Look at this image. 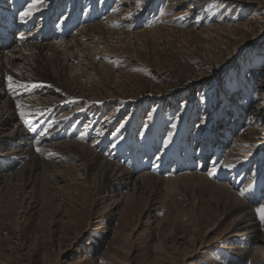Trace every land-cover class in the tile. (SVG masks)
Wrapping results in <instances>:
<instances>
[{"label": "rangeland", "instance_id": "obj_1", "mask_svg": "<svg viewBox=\"0 0 264 264\" xmlns=\"http://www.w3.org/2000/svg\"><path fill=\"white\" fill-rule=\"evenodd\" d=\"M81 1L84 6L77 1L73 7L67 3L71 0H63L59 9L65 11L58 14L55 36L46 43L70 44L73 38L86 43L78 32L93 23L122 32L145 30L144 36L132 41L129 52L118 50L116 38L108 39V48L114 47L118 55L95 61L111 69L103 71L105 77L91 74L81 80L95 98H77L73 104L66 98L53 106L36 100L45 87L29 92L17 88L13 79L14 90L4 87L16 106L26 105L19 129L29 132L46 122L56 132H26L20 137L23 143L17 138L0 147V174L6 173L0 177V264H264V259L249 256L243 261L228 249L232 243L239 245L236 217L202 192L191 195L192 186H148L133 205L125 200L116 206L102 197L82 167L78 172L62 167V179L49 177L48 171L45 176L40 169L30 179H8L30 158L7 154L15 146L59 166L69 164L68 157L54 144H90L137 175L152 173L133 165L150 151L154 165L166 163L155 175L206 172L211 180L231 187L253 206L264 231L256 212L264 205V191L255 197L264 183V0ZM51 3L44 0L46 14ZM77 9L82 17L76 23ZM70 23L72 32L65 37ZM75 52L85 65V56ZM50 53L42 50L44 56ZM234 145L244 149L231 155ZM179 158L194 165L186 169Z\"/></svg>", "mask_w": 264, "mask_h": 264}, {"label": "bare ground", "instance_id": "obj_2", "mask_svg": "<svg viewBox=\"0 0 264 264\" xmlns=\"http://www.w3.org/2000/svg\"><path fill=\"white\" fill-rule=\"evenodd\" d=\"M32 3H36V7L33 9L32 15L26 16L22 19L20 17L22 11H20L19 6L25 5L27 9L28 5ZM43 5L44 0L42 3L37 2V0H0V19H8L9 16L12 15L13 17H17L18 20L22 22V30L27 28L29 29L28 32H21L20 38L15 39V43L17 45L13 47L11 46L7 49H0V62L2 63L0 65V147L9 144L10 140L16 142L15 140L17 138L19 143H23L20 141V137L28 131L26 128L19 129L21 126L18 127L17 122L20 118H22L20 115V109L17 108L10 98L5 96L4 87L6 88V91H9V81L7 80L9 76L15 80L18 85H26L27 88H22L29 92L38 91L45 87L42 93L36 96V100L43 103L46 102L45 104H48L49 101V104L55 106L54 104H57L55 102L60 103V101H65L66 98V101L71 104L75 101L78 102L77 98H95V95H91L93 89L88 88L89 86L83 85L81 80H88V76H91V74H98V77H105V72L103 71L106 68L111 69L110 66L99 62L96 64L95 61L97 57L102 59L105 55H118L116 54L117 50L114 47H111V49L108 48L110 46L108 39L116 38L115 43L119 45L118 50L121 49L124 50V52H129L130 46L133 44L132 41L134 39L137 41L144 36L145 30H137L133 33L130 31L122 32L118 29L111 30L99 23H93L78 32V35L81 36L80 40L83 38L88 40L86 43L79 42L74 38L72 40L69 39V41H72L70 44H68V41L65 40H63L60 45L58 43H46L45 41L50 40V37L55 35H48L49 37L47 39L40 38V36H38V32L43 31L41 24L47 26L49 25L50 27L53 26L52 23L55 21L56 15L58 16L61 11L59 7H62L63 3L62 0H57L53 6L51 3L47 14L41 9L44 7ZM80 11V9H77L78 14ZM43 15H45L44 21L41 19L39 22V17L42 18ZM77 16L78 15H75L76 18ZM34 19H37V22L34 23ZM72 27V23L67 25L64 31L65 37L70 36ZM19 30L20 29H18V31ZM42 41L44 42L43 44H34L35 42ZM90 44H94V46H90ZM15 48H19V51ZM42 50H46L48 52L50 51L51 53L49 56H44L42 55ZM75 51L78 53L80 52L85 56V65L81 64L78 57L74 55L76 53ZM7 54H12V57H9ZM71 61L73 63H69ZM75 61H77L76 64ZM2 75L8 76L7 79L5 80ZM16 83L14 85H16ZM18 85L17 88H20ZM32 85H36V87H32ZM63 87H65V89ZM58 88H62L63 90L59 91ZM24 110L27 112L26 107ZM49 126L50 125L46 122H40L37 126H34L31 131L27 132V134L34 135L39 132L55 133L56 130L53 131L55 127L52 130ZM77 133H79V131ZM40 141L36 140L38 143H40ZM238 141L240 142L241 140L238 139ZM54 146L58 147L62 151L63 155L65 154V156L68 157L67 159L69 164L62 165L61 163L59 166L51 164L49 161H45L34 154L32 146L30 148L32 149L33 154H31L26 147L19 148L15 146L14 149L12 147L8 148L11 152L8 151L7 154L30 155L28 161H24L22 157L17 158V160H20V162L24 161V163L19 171L15 172L13 170L8 179H30V177L33 176L34 173L36 174L39 169L42 174H45V176L48 171L50 172L48 175L50 174L51 176L61 178L62 176L59 173L65 171L62 167L65 169L72 168L73 170H77V167H82L80 169H83L85 174L88 173L94 185L100 187V194L102 197L106 200H112L116 206L125 200H127L129 204L133 205L139 197V193L143 192L148 186H155L158 189H162L166 185H172L174 188L192 186L190 191L191 195L194 196L196 190L198 192H202L204 195H208L215 205L224 209L225 213L236 217V224L234 227L236 232L234 237L236 238V243H239V245L234 244L232 246L233 243L231 242L232 244H230L231 246H229L228 249H231L233 253L235 252L238 255V258L243 261L246 256L260 261L264 259V231L263 233L260 232L261 226L254 214L255 210H253V206L247 203L244 199L240 198L239 194L233 191L231 187L229 188L226 184H220L213 181V179L211 180L208 177V174L210 175V173L207 172L208 174H205V172L204 174H201L195 172L190 174H178L171 178L158 176L155 175L154 172L158 173L163 170L166 163L156 166L154 165L156 159L152 157L149 161L137 158V161H135L136 165L135 163H133V165L135 167L134 169L138 170L150 169L153 174L145 171L144 173H139L140 175H137L133 172V170L131 171L130 169V171H128L123 166L112 162V159V161L108 160L110 156L106 159V156L103 157V155L95 151L96 149H92L90 144L79 143L76 141H63L54 144ZM243 149L242 145L241 147H235L234 145V147L231 148L230 153L231 155L236 154L241 152ZM71 161L74 164L72 166H68L72 164L70 163ZM178 163L186 169L191 168L194 165L193 160L189 161L181 158H179ZM178 163H176L177 166ZM203 163L204 162L201 161L199 168H201ZM130 167L132 168V166ZM3 168L4 169L2 170L7 169L6 167ZM170 170L174 171L173 168ZM9 171L8 173H10ZM78 171L80 170H77V172ZM4 175H6V173L0 174V177H3ZM214 177L217 178V175ZM56 179L57 178H55V180ZM257 188L258 191L255 196L256 199H258V197H260L259 195L264 191V183L261 182V185ZM255 200L254 202H256ZM242 242L245 243V245H241ZM256 244L257 246H255ZM252 245L256 247L255 250L250 249L253 247Z\"/></svg>", "mask_w": 264, "mask_h": 264}, {"label": "snow or ice", "instance_id": "obj_3", "mask_svg": "<svg viewBox=\"0 0 264 264\" xmlns=\"http://www.w3.org/2000/svg\"><path fill=\"white\" fill-rule=\"evenodd\" d=\"M37 2H41L42 3V0H37ZM35 7H36V3L29 4L28 8L24 12L21 13V18L23 19L26 16H31L32 12H33V9H35ZM8 81H9V84H8L9 89H13L14 90L15 85H14V82L12 81V78L9 77ZM18 86L19 87H23V88H27V86L23 85V84H20ZM32 87H36V85H32ZM25 107H26L25 105H22L19 102H17V108L20 109V115H21L22 118L27 115L25 110H24ZM149 119H151V116H149ZM27 122L28 121L26 120V123ZM173 127H175V125H173ZM170 141H171V135H169V137L164 141L165 147L168 145V143H170ZM226 166L227 167H231V165H226ZM210 175H211V173H210ZM249 187H251V186H249ZM243 194L244 193L241 192V195H243ZM256 212H257V214L259 216V219H260L261 223H264V205H261L260 207H258L256 209Z\"/></svg>", "mask_w": 264, "mask_h": 264}]
</instances>
